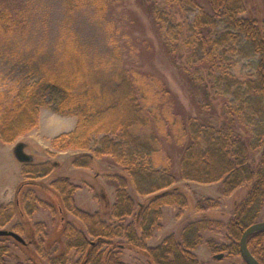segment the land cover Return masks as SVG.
Returning a JSON list of instances; mask_svg holds the SVG:
<instances>
[{"label": "trees", "instance_id": "obj_1", "mask_svg": "<svg viewBox=\"0 0 264 264\" xmlns=\"http://www.w3.org/2000/svg\"><path fill=\"white\" fill-rule=\"evenodd\" d=\"M163 1L165 6L177 1L198 7L195 0ZM210 2L211 14L202 11L193 27L205 35L190 37L185 42L188 47L198 43L187 60L198 56L200 62L211 61L210 76L220 68V75L211 80V90L239 101L237 107L227 105L226 116L236 115L238 126L245 120L246 133L242 135L232 125L202 123L196 117L181 123L165 103L169 94L166 86L152 74L125 65L117 43L100 62L91 59V63L77 51L78 48L89 57L79 38L62 33L56 43L55 59L43 63L37 83L19 84L3 93L11 95L15 115L9 117L12 111L1 113L0 136L5 142L17 139L36 125L42 107H50L62 116H75V128L59 135L54 144L60 150L87 151L74 157L73 164L79 167H90L96 157H111L122 169L113 174L116 198L112 204L106 200L105 213L86 212L75 206L78 185L69 178L60 177L48 183L39 181L51 173L48 165L34 170L23 168V180L14 199L0 204V226L19 217L9 230L20 235L25 243L0 236V264H8V254L15 258V264H68L72 252L79 256L74 264H128L121 259L127 248L142 253L149 264H201L194 250L202 242V232L218 224L207 213L185 225L180 239L171 233L157 246L148 247L146 243L162 227L164 207L178 206L183 210L190 205L189 193L176 184L180 178L202 184L222 181L226 194L250 184L248 196L236 205L227 226V247L212 239L207 241L214 253L227 250L240 254L242 234L257 222L264 204V0H252V6L247 0ZM99 3L95 4L96 11L102 15L106 7L102 1ZM163 12L157 4L151 10L155 24L162 30L166 25L168 45L170 28ZM25 14L14 0H0V45L10 42L24 28L28 18ZM222 19L227 24L226 31L216 35L212 30ZM235 45L252 62L253 75L245 80L232 74L222 60L217 61L227 54L226 49L219 52L221 46ZM189 75L194 81H201L193 73ZM164 141L182 147L176 164L169 154L162 155ZM128 186L144 201L136 203ZM211 205L218 207L220 203L207 199L197 207L201 211ZM44 206L54 212L53 230L59 233L56 238L49 236L45 223H31L32 215ZM69 213L81 224L70 221ZM248 247L264 264V230L248 238Z\"/></svg>", "mask_w": 264, "mask_h": 264}, {"label": "rangeland", "instance_id": "obj_2", "mask_svg": "<svg viewBox=\"0 0 264 264\" xmlns=\"http://www.w3.org/2000/svg\"><path fill=\"white\" fill-rule=\"evenodd\" d=\"M100 1L106 7L102 15L97 14L95 5L100 4ZM195 1L198 4L197 8L177 1L165 6L163 0H71V2L69 0H14L16 6L20 7L28 18L24 28L19 29L10 42L0 45V101H2L0 117L3 111L8 113L13 108L10 104L11 95L7 96L3 93H8L11 88L19 84H36L42 75L43 63L53 62L55 59L58 38L62 33H71L79 38L84 51L89 56H85L77 48L80 57L91 63H93L91 59H97L100 62L99 59L113 50L117 43L119 54L125 65L152 74L156 80L166 86L169 94L165 103L181 123L196 117L202 123L208 121L215 126L232 125L238 132L241 131L242 135L245 134L246 130L243 127L245 120H242L238 126L236 115L226 116L227 105L237 107L240 104L239 101L233 100L229 95L221 92L216 94L211 90V80L220 75V68H216V74L212 73L210 76L211 61L200 62L198 56L187 60V56L193 55L197 50L198 43H192L193 46L188 47L185 42L190 37L200 38L205 35L199 34L198 30L193 28L197 16L202 11L207 14L212 12L210 0ZM247 1L251 3L252 0ZM249 3L248 6H250ZM155 4L160 10L163 9V15L170 28L168 39L171 42H168V45H166L165 35L168 30L164 28L166 25L164 24L162 30L155 24L151 14ZM226 25L225 20L222 19L215 30H212L213 33L216 35L224 33ZM224 49L227 54L223 58L218 57L217 61L222 60L226 68L242 80H245L246 76L253 75L251 59L240 53L238 45L234 48L221 46L219 52ZM185 68L201 81L197 79L194 81ZM8 115L11 117L15 113L12 111ZM76 124L75 116H62L50 107H42L39 110L36 125L26 129L17 139L5 142L0 136V204L14 199L15 190L23 180V168L29 167L34 170L36 167L48 165L47 167L52 168L51 173L39 178V181L49 183L54 179L67 177L78 185L74 193L75 206L90 213L106 212L107 203L111 201L112 204L116 198L117 185L113 174L121 173L122 169L113 163L109 156L96 157L94 163L87 168L75 166L74 157L87 151L60 150L54 144V140L59 135L72 131ZM173 142L164 141L162 155L169 154L176 164V157L181 153L182 147H178ZM18 143L24 144V150L30 156L29 164L25 165L16 158L14 149ZM176 184L189 193L190 205L183 210H180L178 206L164 207L161 218L162 227L156 229L153 237L146 241L148 247L157 246L171 233L180 239L185 225L196 219V216L207 213L210 220L218 224L202 232V242L194 250L201 264H246L240 254H230L227 250L214 253L207 241L212 239L216 244L227 247L228 240L225 238L227 226L236 205L248 196L250 184L237 188L231 194L224 192L222 181L202 184L180 178ZM128 190L136 203L144 201V197L134 192L131 186H128ZM207 199L217 200L220 205L218 207L211 205L200 211L197 207L198 203ZM67 215L68 219L75 222L77 226L81 224L72 213ZM53 217L54 212L44 206L38 208L32 215L31 223H45L49 236L56 238L59 233L53 230L55 227ZM104 218L107 220V216ZM18 221L19 217H15L8 225L0 226V229L9 230ZM259 221H264V204L258 216L257 222ZM5 242L10 245L9 241ZM30 249L34 248L30 247ZM219 254H222V257L218 259L216 255ZM8 255V264H15V258ZM78 257L75 252H72L68 264H74ZM121 259L128 264H149L146 256L129 248L122 252Z\"/></svg>", "mask_w": 264, "mask_h": 264}, {"label": "water", "instance_id": "obj_3", "mask_svg": "<svg viewBox=\"0 0 264 264\" xmlns=\"http://www.w3.org/2000/svg\"><path fill=\"white\" fill-rule=\"evenodd\" d=\"M14 153L19 162L27 163L30 161V156L25 152L23 143H18L15 146ZM262 230H264V221H259L249 226L242 234L240 240V255L246 264H261L250 251L248 247V238L254 233ZM0 236L12 237L21 243H25L20 235L10 230L0 229ZM216 257L219 259L222 257V254L216 255Z\"/></svg>", "mask_w": 264, "mask_h": 264}, {"label": "crops", "instance_id": "obj_4", "mask_svg": "<svg viewBox=\"0 0 264 264\" xmlns=\"http://www.w3.org/2000/svg\"><path fill=\"white\" fill-rule=\"evenodd\" d=\"M106 194L108 195V193L106 192ZM109 196V195H108ZM111 202V201H110Z\"/></svg>", "mask_w": 264, "mask_h": 264}]
</instances>
